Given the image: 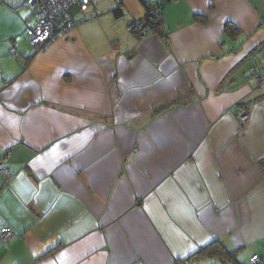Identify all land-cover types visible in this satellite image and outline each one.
I'll list each match as a JSON object with an SVG mask.
<instances>
[{
  "label": "crops",
  "instance_id": "1",
  "mask_svg": "<svg viewBox=\"0 0 264 264\" xmlns=\"http://www.w3.org/2000/svg\"><path fill=\"white\" fill-rule=\"evenodd\" d=\"M26 2L0 0V264H264V0H172L168 41L89 0L38 53Z\"/></svg>",
  "mask_w": 264,
  "mask_h": 264
},
{
  "label": "built area",
  "instance_id": "2",
  "mask_svg": "<svg viewBox=\"0 0 264 264\" xmlns=\"http://www.w3.org/2000/svg\"><path fill=\"white\" fill-rule=\"evenodd\" d=\"M89 4V0H29L37 16L36 24L29 27L27 34L29 43L33 47L34 52L44 51L55 39L67 36L70 31L76 27L83 18L77 17L76 12H72L74 6H78V10H84ZM132 27V23H130ZM13 52L17 55V51L13 48ZM252 73L257 77L260 83H264V71L253 69ZM238 116L241 123H245L249 117V112L244 108H238ZM0 174L5 178L10 177L9 168L5 164L4 155L0 156ZM12 234V230L8 229L2 232V236L7 237ZM255 260L258 259L256 256ZM178 264H187V262H179Z\"/></svg>",
  "mask_w": 264,
  "mask_h": 264
},
{
  "label": "trees",
  "instance_id": "3",
  "mask_svg": "<svg viewBox=\"0 0 264 264\" xmlns=\"http://www.w3.org/2000/svg\"><path fill=\"white\" fill-rule=\"evenodd\" d=\"M172 0H140L142 3L145 14L143 18L138 20H132L130 23H132V27L129 25V29L132 33L143 37L147 34H157L165 39V41H168V33L165 28L164 24V11L165 6ZM27 3L29 4V0H27ZM123 5L122 3L113 10V14L116 18H120L123 16L124 12L122 9ZM198 19H200L202 22L205 20L199 16H197ZM224 32L227 36H229L232 39L237 38L241 34V30L239 27L231 22L225 23L224 25ZM261 164L264 167V161L261 162ZM215 243H212L210 247V255H223L224 252L220 251L221 253L216 250ZM228 256L229 253H226ZM257 264V263H255Z\"/></svg>",
  "mask_w": 264,
  "mask_h": 264
},
{
  "label": "rangeland",
  "instance_id": "4",
  "mask_svg": "<svg viewBox=\"0 0 264 264\" xmlns=\"http://www.w3.org/2000/svg\"><path fill=\"white\" fill-rule=\"evenodd\" d=\"M26 7L28 8V10L30 12H32V5H29L27 2H26ZM89 5V4H88ZM78 6H74L71 10L72 12H75V9L77 8ZM33 16L35 17V15L33 14ZM131 22V21H130ZM130 22H129V25H130ZM207 256H209V259L206 260L205 262H202V264H234V263H226L224 262L220 257V255H217V254H214V255H210V254H207ZM227 259V258H226ZM244 263H251L249 262V260H243ZM196 264V263H195ZM199 264V263H197Z\"/></svg>",
  "mask_w": 264,
  "mask_h": 264
}]
</instances>
